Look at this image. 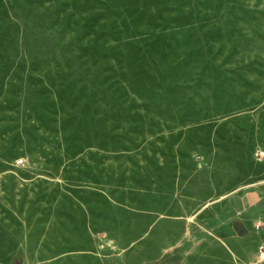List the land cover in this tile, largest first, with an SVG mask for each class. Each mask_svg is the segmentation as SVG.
I'll return each mask as SVG.
<instances>
[{
    "label": "rangeland",
    "instance_id": "rangeland-1",
    "mask_svg": "<svg viewBox=\"0 0 264 264\" xmlns=\"http://www.w3.org/2000/svg\"><path fill=\"white\" fill-rule=\"evenodd\" d=\"M0 264H264V0H0Z\"/></svg>",
    "mask_w": 264,
    "mask_h": 264
},
{
    "label": "built area",
    "instance_id": "built-area-1",
    "mask_svg": "<svg viewBox=\"0 0 264 264\" xmlns=\"http://www.w3.org/2000/svg\"><path fill=\"white\" fill-rule=\"evenodd\" d=\"M16 162H17V163H21V159L17 160Z\"/></svg>",
    "mask_w": 264,
    "mask_h": 264
}]
</instances>
